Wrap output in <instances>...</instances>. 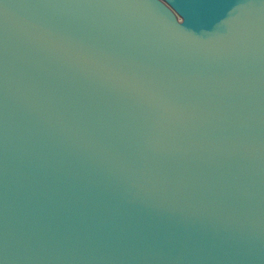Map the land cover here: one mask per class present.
Returning <instances> with one entry per match:
<instances>
[{
  "label": "water",
  "instance_id": "95a60500",
  "mask_svg": "<svg viewBox=\"0 0 264 264\" xmlns=\"http://www.w3.org/2000/svg\"><path fill=\"white\" fill-rule=\"evenodd\" d=\"M0 264H264V0H0Z\"/></svg>",
  "mask_w": 264,
  "mask_h": 264
}]
</instances>
